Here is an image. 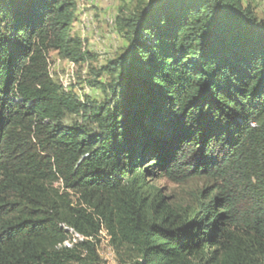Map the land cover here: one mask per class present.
Listing matches in <instances>:
<instances>
[{
	"label": "trees",
	"instance_id": "16d2710c",
	"mask_svg": "<svg viewBox=\"0 0 264 264\" xmlns=\"http://www.w3.org/2000/svg\"><path fill=\"white\" fill-rule=\"evenodd\" d=\"M132 1L130 50L91 83L112 97L90 108L50 74L52 52L95 60L76 0H0V264H105L103 231L135 264H264V19L243 0ZM83 112L97 132L64 124ZM162 177L214 183L187 213Z\"/></svg>",
	"mask_w": 264,
	"mask_h": 264
},
{
	"label": "rangeland",
	"instance_id": "374dc122",
	"mask_svg": "<svg viewBox=\"0 0 264 264\" xmlns=\"http://www.w3.org/2000/svg\"><path fill=\"white\" fill-rule=\"evenodd\" d=\"M101 1L76 0L78 18L73 26V35L84 40V48L95 55V60L85 64H74L62 59L56 52H52L49 57L52 79L61 85L65 92L75 95L90 108L97 107L112 97L109 90L104 93L102 89L92 87L91 83L97 81L106 88L111 84L113 77L103 72L102 68L126 55L130 50V45L118 32L116 18L121 9L124 8L126 13H131L135 6L132 0ZM243 4L245 6L250 4L258 17L264 19V0H243ZM88 115L86 112L69 115L64 124L85 125L97 132L96 126L87 119ZM154 183L164 190L169 202L178 210L192 213L198 209L202 194L210 193L214 182L197 177L184 183H175L162 177L156 179ZM98 252L105 264H135L139 260L138 254L128 248L117 251L105 231L100 235Z\"/></svg>",
	"mask_w": 264,
	"mask_h": 264
},
{
	"label": "crops",
	"instance_id": "0c3cea01",
	"mask_svg": "<svg viewBox=\"0 0 264 264\" xmlns=\"http://www.w3.org/2000/svg\"><path fill=\"white\" fill-rule=\"evenodd\" d=\"M100 2H102V1L100 0Z\"/></svg>",
	"mask_w": 264,
	"mask_h": 264
}]
</instances>
